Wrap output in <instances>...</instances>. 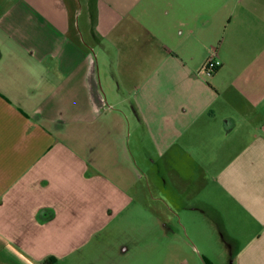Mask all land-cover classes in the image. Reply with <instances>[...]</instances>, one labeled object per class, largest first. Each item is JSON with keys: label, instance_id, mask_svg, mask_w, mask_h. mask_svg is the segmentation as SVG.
Listing matches in <instances>:
<instances>
[{"label": "crops", "instance_id": "obj_1", "mask_svg": "<svg viewBox=\"0 0 264 264\" xmlns=\"http://www.w3.org/2000/svg\"><path fill=\"white\" fill-rule=\"evenodd\" d=\"M146 166L174 264H264V0H0V264H112Z\"/></svg>", "mask_w": 264, "mask_h": 264}, {"label": "rangeland", "instance_id": "obj_2", "mask_svg": "<svg viewBox=\"0 0 264 264\" xmlns=\"http://www.w3.org/2000/svg\"><path fill=\"white\" fill-rule=\"evenodd\" d=\"M149 167L145 168L147 175ZM149 175L140 181V193L134 196L129 209L113 218L92 248L107 252L112 264H174L179 260L176 254H190L184 242H173L177 238L189 241L180 199L177 207H168L158 195L160 187L164 190V186H160V180L153 172ZM163 198L169 197L164 195ZM195 245L193 256L200 259L204 250L202 252V245ZM218 252L215 244H207L205 255H209L215 264H227L228 260L218 256Z\"/></svg>", "mask_w": 264, "mask_h": 264}, {"label": "built area", "instance_id": "obj_3", "mask_svg": "<svg viewBox=\"0 0 264 264\" xmlns=\"http://www.w3.org/2000/svg\"><path fill=\"white\" fill-rule=\"evenodd\" d=\"M219 66H220V62L215 60L212 56H210L209 58H207V60L199 69V73L212 74L218 69Z\"/></svg>", "mask_w": 264, "mask_h": 264}, {"label": "trees", "instance_id": "obj_4", "mask_svg": "<svg viewBox=\"0 0 264 264\" xmlns=\"http://www.w3.org/2000/svg\"><path fill=\"white\" fill-rule=\"evenodd\" d=\"M55 259L54 258H48L46 259L43 264H55ZM205 264H210L209 262H205Z\"/></svg>", "mask_w": 264, "mask_h": 264}]
</instances>
